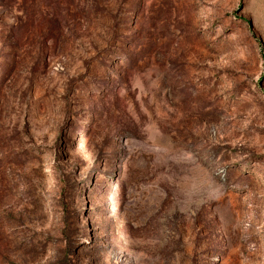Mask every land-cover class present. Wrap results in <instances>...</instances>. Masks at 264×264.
Segmentation results:
<instances>
[{
	"label": "rangeland",
	"instance_id": "rangeland-1",
	"mask_svg": "<svg viewBox=\"0 0 264 264\" xmlns=\"http://www.w3.org/2000/svg\"><path fill=\"white\" fill-rule=\"evenodd\" d=\"M0 264H264V0H0Z\"/></svg>",
	"mask_w": 264,
	"mask_h": 264
}]
</instances>
